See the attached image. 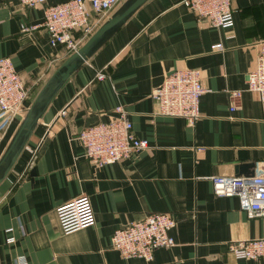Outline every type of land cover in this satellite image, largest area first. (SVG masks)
<instances>
[{
    "label": "crops",
    "instance_id": "1",
    "mask_svg": "<svg viewBox=\"0 0 264 264\" xmlns=\"http://www.w3.org/2000/svg\"><path fill=\"white\" fill-rule=\"evenodd\" d=\"M233 12L232 26L217 28L199 21L182 0H148L73 73L0 184L3 264L20 255L30 264H264V257L236 258L229 248L231 241L263 237L264 216L247 217L237 197L214 193L209 178L264 170V101L246 84L264 42V0H233ZM43 20L44 6L0 0V57L20 71L27 108L71 54L51 46L43 27L21 28ZM185 68H200L207 89L194 125L159 114L150 95L166 74ZM101 70L103 80L96 78ZM233 89L242 90L235 110ZM118 105L150 147L94 165L78 132L117 116ZM23 116L13 119L7 144ZM81 194L90 195L96 223L63 233L57 206ZM150 212L176 219L175 244L156 249L152 260L122 256L111 243L114 231Z\"/></svg>",
    "mask_w": 264,
    "mask_h": 264
},
{
    "label": "built area",
    "instance_id": "2",
    "mask_svg": "<svg viewBox=\"0 0 264 264\" xmlns=\"http://www.w3.org/2000/svg\"><path fill=\"white\" fill-rule=\"evenodd\" d=\"M28 7L44 6V20L22 30L43 27L53 47L61 46L67 53L79 47L94 33L99 25L121 4L123 0H66L47 4V0H20ZM195 13L199 21L224 28L234 23L233 0H182ZM221 44L214 48H221ZM96 78H106L104 70L97 72ZM247 89L258 93L264 101V42L257 57V63L246 77ZM207 91L202 81L200 68L176 69L166 74L160 85L150 93L159 104V114L183 117L194 125L201 117L200 101ZM235 110L239 106L242 90L229 91ZM29 97L20 71L10 57H0V116L9 113L0 127L8 126L18 115H24ZM117 116L84 127L78 137L84 145V156L97 166L113 163L131 157L134 153L150 147L147 138L138 137L133 123L128 118L123 105L116 107ZM67 114V108L60 111ZM213 191L218 196H235L240 208L249 218L264 216V170L253 175L229 176L214 174L209 177ZM63 233L92 226L96 223L95 210L90 195L81 194L56 209ZM177 221L169 212H150L142 219L132 221L127 226L116 229L112 235V246L124 257H140L152 260L155 250L175 244L171 233ZM8 230V229H7ZM9 231V230H8ZM11 236L9 243L14 242ZM230 251L236 258L259 259L264 257V236L254 239L231 241ZM0 264H3L0 258ZM14 264H30L25 255L16 258Z\"/></svg>",
    "mask_w": 264,
    "mask_h": 264
},
{
    "label": "water",
    "instance_id": "3",
    "mask_svg": "<svg viewBox=\"0 0 264 264\" xmlns=\"http://www.w3.org/2000/svg\"><path fill=\"white\" fill-rule=\"evenodd\" d=\"M148 0H124L119 7L72 52L42 85L0 156V184L26 147L46 109L67 80L107 42ZM9 113L0 116V126Z\"/></svg>",
    "mask_w": 264,
    "mask_h": 264
},
{
    "label": "rangeland",
    "instance_id": "4",
    "mask_svg": "<svg viewBox=\"0 0 264 264\" xmlns=\"http://www.w3.org/2000/svg\"><path fill=\"white\" fill-rule=\"evenodd\" d=\"M33 95H34V92L31 93V96H33ZM12 121L9 123L8 126L6 125L4 127L3 126L0 127V154L2 153L3 149L5 148L7 141H8V139H9V137L13 131V128L16 125V122H14V120H12ZM12 123H13V125H12Z\"/></svg>",
    "mask_w": 264,
    "mask_h": 264
}]
</instances>
